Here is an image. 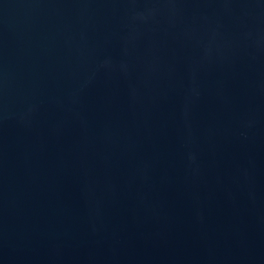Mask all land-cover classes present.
Listing matches in <instances>:
<instances>
[{
	"label": "water",
	"instance_id": "95a60500",
	"mask_svg": "<svg viewBox=\"0 0 264 264\" xmlns=\"http://www.w3.org/2000/svg\"><path fill=\"white\" fill-rule=\"evenodd\" d=\"M0 264H264V0H0Z\"/></svg>",
	"mask_w": 264,
	"mask_h": 264
}]
</instances>
